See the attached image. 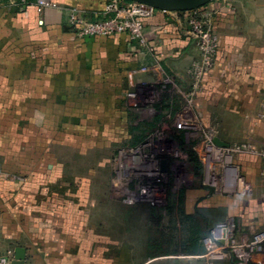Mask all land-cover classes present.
Listing matches in <instances>:
<instances>
[{
    "label": "crops",
    "instance_id": "1",
    "mask_svg": "<svg viewBox=\"0 0 264 264\" xmlns=\"http://www.w3.org/2000/svg\"><path fill=\"white\" fill-rule=\"evenodd\" d=\"M50 1L56 7L40 13L37 0H0V256L23 247L26 264L39 255L29 238L30 214L76 206L73 162L62 163L58 153L57 168L47 164L44 170L45 153L91 140L106 150L134 145L155 119L161 117L158 129L171 120L179 98L173 88L192 87L191 69L201 57L189 36L190 13L154 10L144 19L146 49L127 35L83 36L71 21L73 10L84 21L102 12L79 7L81 0ZM196 11L210 20L219 42L196 94V121L216 130L222 145L258 147L257 136L264 134V0H212ZM130 93L153 101L135 108ZM48 158L55 160L54 154ZM250 162L242 174L249 190L229 202L227 214L264 231V214H257L264 210V187L255 188L264 186V172ZM239 198L244 209L237 207ZM249 264H264V242Z\"/></svg>",
    "mask_w": 264,
    "mask_h": 264
},
{
    "label": "rangeland",
    "instance_id": "2",
    "mask_svg": "<svg viewBox=\"0 0 264 264\" xmlns=\"http://www.w3.org/2000/svg\"><path fill=\"white\" fill-rule=\"evenodd\" d=\"M110 3L111 0H81L78 6L92 7L104 12ZM170 121L165 119L158 131L153 133L156 135L153 139H160L163 148L169 144L164 137L168 132L167 129L170 128L168 123ZM94 135L97 134L94 133ZM257 137L258 139L262 137L261 144L257 145L259 148L254 146L250 148L261 150L264 148V134ZM96 142L95 140L84 141L81 146L73 150L61 149L57 152L55 149L53 152L50 149V153L45 151L44 163L39 164V167L44 170L47 164L57 168L58 153L62 163L63 160L73 162L70 164L71 172L75 174L71 199L76 206L75 211L69 212H58L56 205L45 206L44 211L30 214L35 221H32V226L28 227L29 238L35 243L32 246L39 251L38 257L32 259L31 263L207 264L201 259L202 255L188 253L195 244L186 241L195 239L198 232H207L209 223L214 226L228 218L229 202L235 203L237 197L245 195V192L249 190L246 189V185L242 191L239 190L232 196L217 193L206 187L203 182L204 170L197 171L190 161L191 167L188 166L189 154L187 153L197 152L193 148L190 150V147L180 146L174 161L179 165L178 168L183 170L180 178L186 186L173 185L166 190L164 188V192L157 193L163 206H152V203L130 204L121 179L123 178L122 168L129 169L133 167V164L142 168L147 159H151L153 155L156 157L153 159H157L160 155L145 147L143 143L146 140L137 146L124 144L108 150L99 148ZM173 150L177 151L175 147ZM249 150V148H242L233 154V162L240 166L242 174L246 167L244 163L248 161H251L250 166L260 164L263 169L262 160L249 153ZM47 154L48 156L54 154L55 160L48 158ZM249 157L250 160H248ZM257 160H260L262 164ZM65 170L68 171L67 168ZM261 187H264L261 183L255 185L257 189ZM203 193V198H200ZM262 196L264 198V192ZM239 201L237 207L244 209L245 201L241 199ZM263 201L264 199L259 200V205L263 204ZM208 205L219 207L208 208ZM197 208L208 216L210 222L207 223L201 219L191 228L181 227L180 220L185 213L193 214ZM122 210H124V216H122ZM259 213L264 214V210L258 211L257 214ZM174 223L176 227L173 228L171 225ZM258 228L257 233L260 234L261 227Z\"/></svg>",
    "mask_w": 264,
    "mask_h": 264
},
{
    "label": "built area",
    "instance_id": "3",
    "mask_svg": "<svg viewBox=\"0 0 264 264\" xmlns=\"http://www.w3.org/2000/svg\"><path fill=\"white\" fill-rule=\"evenodd\" d=\"M37 5L40 13L46 8L56 7V4L50 0H37ZM104 12L105 15L112 14V16L103 21L90 22L80 19L76 10H73L71 21L81 26L83 36L127 35L131 41L147 49L148 39L144 19L152 15L154 12L152 8L133 2L123 3L122 0H111ZM201 15L197 12L189 20V36L196 43L201 57L191 69V75L194 78L192 87L189 90L178 86L173 88V92L181 99L182 105L168 122L170 128L167 129L168 132L164 137L167 144L169 143L168 146L163 148L160 139L154 140L155 134H152L143 144L160 156L153 159L156 158L153 155L151 159L146 160L147 155H145L146 161L142 168L141 166L136 167L135 164L129 169L122 168L123 178L121 179L124 182L125 194H127L130 204L152 203V206H163L157 193H162L164 188L166 190L173 185L186 186L180 178L183 170L179 169V165L174 161L180 146L193 148L197 152L199 162L204 170V185L220 194L232 196L238 193L240 183L243 184V188L245 187V178L240 171V166L233 162V154L240 149L249 148V153L259 157L263 162L264 172V148L254 150L250 148V145L218 146L215 143V140L218 139V132L213 128L205 129L196 121L193 113L196 94L201 80L213 68L219 48V42L212 30L210 20L205 15L200 17ZM146 70V68L142 69V71ZM128 97L134 100L135 108H139L145 102L152 103L153 101V98L143 93H130ZM145 109L147 112H151V108ZM169 145L172 147L169 148ZM158 147L162 148L158 149ZM173 147L177 151L173 150ZM163 160L167 161L166 171L161 170V161ZM188 166H190L189 161ZM258 227L254 224L244 227L234 217H228L216 223L207 237L203 239L206 249L203 258L207 264L227 263L232 260L235 261V264H249L257 247L264 242V231L258 234ZM14 258V252H9L5 256H0V264H11Z\"/></svg>",
    "mask_w": 264,
    "mask_h": 264
},
{
    "label": "trees",
    "instance_id": "4",
    "mask_svg": "<svg viewBox=\"0 0 264 264\" xmlns=\"http://www.w3.org/2000/svg\"><path fill=\"white\" fill-rule=\"evenodd\" d=\"M35 1V0H34ZM123 3H130L128 1H122ZM198 11H190V12H181V14H185V13H190L192 17L193 15L197 14ZM110 16H112V14H108V15H105L104 12H102L98 17H94L88 21L90 22H99V21H103L104 19H107L109 18ZM173 113L171 115V119L175 116V114L180 110L181 108V101L180 99H175L173 101ZM161 122V117L157 118L154 120L153 123L151 124H148V128L147 129H143L142 133H141V136L140 138L138 139V141L132 145V146H137L139 145L140 143H142L143 141H145L148 137H150L154 131L156 132V130L158 129L159 127V124ZM192 150V149H190ZM194 156H195V161H194V169L196 168L197 171H201L202 169V166H201V163L199 162V159H198V156L196 153L194 152H191ZM198 173V172H197ZM200 174V172L198 173ZM202 221L204 220L205 222L209 223L210 222V219L208 218V216L205 214V213H202L198 208L197 210L193 213V214H187L185 213V216L180 220V224H181V227H187V228H191L195 222H199V221ZM176 225L178 226V223H176ZM173 228L175 226V223L173 225H171ZM176 227V226H175ZM213 227V224H210L209 223V228H208V231L207 232H198L197 235L195 236V239H190L187 240L186 242H192V244H195V247H192L190 248L191 251H189L188 253H195V254H192V255H201L205 252V247H204V244H203V239L205 237H207V235L209 234L211 228ZM167 229L169 227H166ZM190 232V231H189Z\"/></svg>",
    "mask_w": 264,
    "mask_h": 264
},
{
    "label": "water",
    "instance_id": "5",
    "mask_svg": "<svg viewBox=\"0 0 264 264\" xmlns=\"http://www.w3.org/2000/svg\"><path fill=\"white\" fill-rule=\"evenodd\" d=\"M138 4L146 5L153 10H159L162 12H190L196 11L212 0H122ZM218 146L228 147L229 145H222L218 139L215 140ZM167 161H161V170L166 171ZM27 251L23 247H18L15 250V258L11 264H26Z\"/></svg>",
    "mask_w": 264,
    "mask_h": 264
},
{
    "label": "flooded vegetation",
    "instance_id": "6",
    "mask_svg": "<svg viewBox=\"0 0 264 264\" xmlns=\"http://www.w3.org/2000/svg\"><path fill=\"white\" fill-rule=\"evenodd\" d=\"M186 153H187V151H185ZM187 154H189L188 156H189V159H188V161H190L192 164H193V166L195 165L194 164V161H195V156L190 152V153H187ZM191 164V165H192Z\"/></svg>",
    "mask_w": 264,
    "mask_h": 264
},
{
    "label": "bare ground",
    "instance_id": "7",
    "mask_svg": "<svg viewBox=\"0 0 264 264\" xmlns=\"http://www.w3.org/2000/svg\"><path fill=\"white\" fill-rule=\"evenodd\" d=\"M241 191H242V189H243V184L242 183H240V185H239V187H238Z\"/></svg>",
    "mask_w": 264,
    "mask_h": 264
}]
</instances>
